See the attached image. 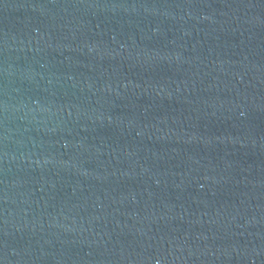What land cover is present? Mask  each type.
<instances>
[{"label":"water","instance_id":"water-1","mask_svg":"<svg viewBox=\"0 0 264 264\" xmlns=\"http://www.w3.org/2000/svg\"><path fill=\"white\" fill-rule=\"evenodd\" d=\"M0 264H237L147 0H0Z\"/></svg>","mask_w":264,"mask_h":264}]
</instances>
